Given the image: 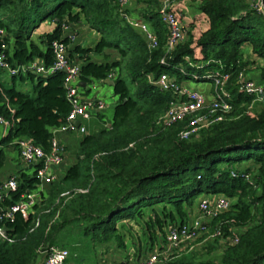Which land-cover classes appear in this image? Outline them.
<instances>
[{
	"label": "trees",
	"instance_id": "obj_1",
	"mask_svg": "<svg viewBox=\"0 0 264 264\" xmlns=\"http://www.w3.org/2000/svg\"><path fill=\"white\" fill-rule=\"evenodd\" d=\"M259 1L264 6V0L193 1L198 16L189 22L174 10L186 37L169 51V30L159 12L162 0H132L125 12L118 0H0V56L8 65L15 69L42 61L49 68L52 45L60 41L70 60L80 65L86 88L112 74L118 97L112 120L108 124L97 113L103 124L82 134L76 161L41 194L28 219L16 213L14 220L0 222L15 239L13 244L0 240V264H38L40 250L56 245L70 254L77 247L133 248L137 264L164 246L170 228L196 218L195 207L208 195L231 200L230 209L207 225L212 233L221 232L215 244L225 242L219 259L211 257L216 246L209 244L206 258L193 249L168 264H264V101L254 102L238 84L241 73L254 69L252 80L264 85V10ZM124 15L147 23L159 47L150 49ZM45 24L54 27L43 30ZM78 26L98 33L93 46L68 38L65 28L74 32ZM5 72L0 68V116L11 127L0 140V167L7 159L3 148L18 149V139L29 138L49 152L52 130L63 126L71 111L63 73L7 72L13 82L8 85ZM216 73L231 75L227 89L233 111L224 121L188 140L180 134L190 118L158 125L175 100L156 85L161 75L178 85L213 84ZM17 80L31 82V89H17ZM18 170L9 173L18 189L3 197L0 209L39 189L34 169L20 163ZM69 191L72 196L56 206ZM38 219L40 226L31 232Z\"/></svg>",
	"mask_w": 264,
	"mask_h": 264
},
{
	"label": "built area",
	"instance_id": "obj_2",
	"mask_svg": "<svg viewBox=\"0 0 264 264\" xmlns=\"http://www.w3.org/2000/svg\"><path fill=\"white\" fill-rule=\"evenodd\" d=\"M132 0H118L122 12L130 7ZM186 1L203 0H162L160 17L169 30L168 48L172 51L180 42L185 41L184 31L180 15L174 12V6ZM259 9L264 10L263 3L259 1ZM131 27L140 32L147 40L150 49H157L159 41L157 36L150 29V26L142 20L124 15ZM68 38L76 40V34L70 28H65ZM54 63L47 68L42 61H33L20 68H12L5 62V57L0 56V68L4 69L12 76L20 74L27 75L33 73L38 76H46L51 72H61L65 76L64 86L66 98L71 105V111L66 119V123L52 130L53 138L49 152L38 147L31 139L23 138L14 142L18 146L20 160L23 166L36 171V178L39 180V189L26 193L22 200L15 206L0 209V222L12 221L16 213H21L25 219L34 212V207L40 203L41 194L48 191L51 185L58 180L57 170L64 164L65 150L59 141L60 134H70L74 131L80 134L87 132L86 123L90 122L95 113H100L106 109V105L96 99H88L80 92V65L70 60L68 47L60 41L52 45ZM231 80L228 73H216L212 86V100L208 103L206 95L194 91L185 85H178L169 75L163 74L156 81V85L165 92L173 93L175 100L171 103L166 114L159 120L158 125L171 126L180 121L189 119L188 127L180 134L182 140H188L191 136L201 130L211 127L216 123L224 121L233 111L232 94L227 86ZM107 81H114V75H109ZM239 90L247 96L254 97V102L264 101V87H259L253 80H247L244 73L238 77ZM11 124L0 116V128L4 129L2 138L9 133ZM18 189V182L14 176L6 175L0 181V201L10 192ZM86 190H76L75 193H86ZM73 192H64L55 202L59 206L61 202H66ZM231 207V200L224 196L218 197L212 204L208 200L200 201V211L205 218L214 219L226 212ZM51 210H46L49 214ZM58 218V216H56ZM40 226V219L35 223L33 232ZM207 231L206 221L202 218H194L190 223L169 229L166 242L161 248H156L147 259L137 264H168L173 257L181 252L193 250L192 244L196 242L202 232ZM212 238L221 237L218 230L211 235ZM0 240L13 244L14 238H10L4 227L0 225ZM237 239L235 240V243ZM44 257V264H71L69 262L70 252L67 249L57 246L46 247L40 250Z\"/></svg>",
	"mask_w": 264,
	"mask_h": 264
},
{
	"label": "rangeland",
	"instance_id": "obj_3",
	"mask_svg": "<svg viewBox=\"0 0 264 264\" xmlns=\"http://www.w3.org/2000/svg\"><path fill=\"white\" fill-rule=\"evenodd\" d=\"M195 3L196 2H193V1H186V2H183V3L180 4L181 7H183L184 9H186L188 11L187 22H189V20H192L196 16H198V11L196 9L197 7L195 8V5H194ZM247 53H249V52H247ZM253 70L252 71L249 70V72H247V74L245 75L247 80H252V79L256 78V74L257 73L255 71H253ZM254 74H255V76H252ZM3 79L6 81V83L8 85H13L12 84L13 82L11 81V75H9L7 72H5L3 74ZM186 84H188L189 86H187ZM186 84H184L186 87H188L191 90L198 91V92H201L198 89H202L205 86L211 85V83H195V82H192V81H189ZM255 84L257 86H259V87H264V85H262L260 82L258 83L257 81H255ZM31 87H32V83L31 82H29L27 85H25L20 80L16 81V88L19 89V90L29 91L31 89ZM80 92L82 93V90H80ZM84 93L86 94L85 96L88 99H96L98 101L103 102L106 105V109L101 112V115L103 116L104 121L109 124V122L113 118L115 106H116V104L118 102V97L114 94L113 88L108 86V85H106L103 82L95 81V82L89 84V86L86 88V91H84ZM84 93H82V94L84 95ZM201 93H203V92H201ZM203 94L206 95L205 93H203ZM206 97L208 99V103H210L211 100H212V96L210 98H208V96L206 95ZM95 114L97 115V112ZM96 115L93 116V118H92V120L90 122L86 123V126L88 127V130L91 131V132L103 124V123H99V120L97 119ZM88 130H87V132H88ZM69 135H71L72 137H78L77 138V139H79L78 142L80 141V138H82V134H80L77 131H74V132L70 133ZM1 139H2V128H0V140ZM66 165L67 166H71L72 165L70 160H68L66 162ZM65 172H66V169L64 170V172L61 175L64 176ZM60 178L61 177H59V175H58V180H60ZM41 198H42V196H41ZM203 199L210 201V204H212L214 202V199H216V196L215 197L209 196V195L208 196H204V197L200 198V201L203 200ZM200 201L198 202L197 206L195 207V210H194L195 214L194 215L197 218H202L204 221H206V225H209L211 223L212 219H210V218L207 219V218L204 217V214L200 211ZM43 212L45 214V210L42 211V213ZM212 234H213L212 231L209 229V227H207V231L202 232L200 234L199 239L196 242H194L192 244V246H194V248H193L194 251H196L201 258H206L208 256V254H207L208 245L209 244H211V245L214 244V246H216V247H214L215 249H214L213 255L211 257H213L214 259L217 260V259H219V255L221 253L220 250L225 245V242L219 241L218 245L215 244V242L213 241L215 238L211 237ZM39 256L40 257H39V260H38V264H44L45 261H44L43 255L39 254ZM71 259L74 260L73 258H71Z\"/></svg>",
	"mask_w": 264,
	"mask_h": 264
},
{
	"label": "crops",
	"instance_id": "obj_4",
	"mask_svg": "<svg viewBox=\"0 0 264 264\" xmlns=\"http://www.w3.org/2000/svg\"><path fill=\"white\" fill-rule=\"evenodd\" d=\"M174 10L179 12L181 16H186L184 18L185 20H187L188 11L184 9L183 7H181L180 4L174 6ZM42 29L51 31L53 29V26L45 24L42 26ZM74 33L76 34V41L82 44L84 47L93 46L99 39L98 33L88 29L86 26L75 27ZM94 57H95V60L102 61L100 57L96 55ZM252 76H255V74ZM186 85L189 86L188 84ZM198 90L205 93L208 96V98L212 96L211 85L205 86L204 88L198 89ZM86 129L88 130L87 126H86ZM3 131L4 129H2V134H3ZM77 138L78 137H72L69 134L59 135V141L65 150L64 164L57 171V174L59 175V177H63L61 174L64 172L65 169L67 171V169L70 167L66 165V162L68 160H70L72 164L76 161V155L78 152V145H79V142H78L79 139ZM3 149L5 150V153L7 154V158L11 159L12 165L16 166L18 169V164L21 163L19 150L14 149L12 147L11 148L4 147ZM217 197H220V196H216V199ZM216 199H214V201ZM183 253H187V252H181L178 255L183 254ZM133 254H134L133 248H130L127 251H122L120 249H117L114 245H103V246H98L96 248L85 247L83 249H80L79 247H77L75 249H71V256H70L69 262L71 264H135V261H134L135 259L133 258L134 257ZM71 258H73L74 260H72Z\"/></svg>",
	"mask_w": 264,
	"mask_h": 264
},
{
	"label": "water",
	"instance_id": "obj_5",
	"mask_svg": "<svg viewBox=\"0 0 264 264\" xmlns=\"http://www.w3.org/2000/svg\"><path fill=\"white\" fill-rule=\"evenodd\" d=\"M105 84L112 87V88H114V86H115L114 81H107ZM80 87L84 89V88H86V84L81 81ZM31 168H32V166L30 167V169ZM18 171L19 170L17 169V167L12 165L11 159L7 158L4 162V164L0 167V181L2 178H4L9 173H11V172L17 173ZM0 198H1V195H0Z\"/></svg>",
	"mask_w": 264,
	"mask_h": 264
}]
</instances>
